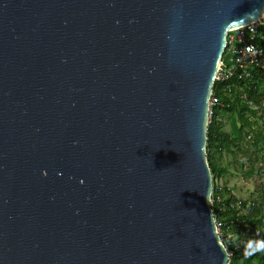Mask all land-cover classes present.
Returning a JSON list of instances; mask_svg holds the SVG:
<instances>
[{
  "label": "water",
  "instance_id": "95a60500",
  "mask_svg": "<svg viewBox=\"0 0 264 264\" xmlns=\"http://www.w3.org/2000/svg\"><path fill=\"white\" fill-rule=\"evenodd\" d=\"M264 0H0V264H229L210 98Z\"/></svg>",
  "mask_w": 264,
  "mask_h": 264
},
{
  "label": "trees",
  "instance_id": "16d2710c",
  "mask_svg": "<svg viewBox=\"0 0 264 264\" xmlns=\"http://www.w3.org/2000/svg\"><path fill=\"white\" fill-rule=\"evenodd\" d=\"M222 61L225 65L231 64L227 50ZM239 73L237 69L234 77L215 81L213 87L219 104L212 107L207 129V158L213 177L212 210L215 219L225 226L220 236L229 253V264H264V233L260 231L264 228V181L258 200H241L225 181L221 186L217 184V180L225 178L229 172L228 163L226 166L219 164L226 154L236 157L251 145L263 152L253 162L264 161V125L258 124V112L264 117V78L255 72L252 79L243 80L237 77ZM226 120L230 125L228 132L224 129ZM239 167L243 168L241 162ZM260 169L264 172V168ZM260 169L250 167L244 175L259 173ZM254 229L258 233L250 240L248 235ZM227 234L231 236L226 241L224 235Z\"/></svg>",
  "mask_w": 264,
  "mask_h": 264
},
{
  "label": "built area",
  "instance_id": "2783aa9c",
  "mask_svg": "<svg viewBox=\"0 0 264 264\" xmlns=\"http://www.w3.org/2000/svg\"><path fill=\"white\" fill-rule=\"evenodd\" d=\"M226 50L230 54L231 64L225 65L222 61L215 81H225L234 77L237 69H240V73L237 76L239 79H252L255 72L264 78V17L254 23L228 31L226 35ZM217 104H219L218 98L212 93L209 119L212 114V107ZM258 114L261 116L260 112ZM215 223L220 236L225 226L216 219ZM220 239L222 240L221 236Z\"/></svg>",
  "mask_w": 264,
  "mask_h": 264
},
{
  "label": "rangeland",
  "instance_id": "374dc122",
  "mask_svg": "<svg viewBox=\"0 0 264 264\" xmlns=\"http://www.w3.org/2000/svg\"><path fill=\"white\" fill-rule=\"evenodd\" d=\"M260 118L261 116L259 115L258 124L260 127H263L264 117H262L261 119ZM224 129L226 132L230 130V125L227 120ZM245 148V151L240 152L236 157H233L231 154H226L222 157V159L219 161V164L221 166H226L228 163L229 172L225 176V178L218 179L217 184L221 186L225 181L227 187L231 189V192L241 200H258V196L260 195V193H262L260 191V186L264 181V172L263 169H260L264 168V161L254 163L253 159L256 157H261L263 155V152L261 150V152H259L257 148H254V146L251 145L247 148L248 151ZM239 162H241V164L243 165L242 169H240L239 167ZM250 167L260 169V172H255L250 176H245L244 172L249 170ZM260 231L261 233H264V228H261ZM257 233V229L252 230L248 235V238L250 240L253 239L255 235H257ZM230 236L231 234L224 235V239L227 241V238H229Z\"/></svg>",
  "mask_w": 264,
  "mask_h": 264
}]
</instances>
